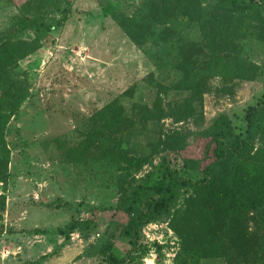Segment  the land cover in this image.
<instances>
[{
    "label": "trees",
    "instance_id": "16d2710c",
    "mask_svg": "<svg viewBox=\"0 0 264 264\" xmlns=\"http://www.w3.org/2000/svg\"><path fill=\"white\" fill-rule=\"evenodd\" d=\"M43 6L60 17L47 19L40 13ZM138 6L128 16L107 10L133 46L175 39L169 24H196L201 38L177 47L173 61L178 79L168 86L157 84L151 105L134 104L127 116L116 97L92 115L83 141L67 156L80 165L113 171L116 201L89 208L84 220H70L60 234L86 237L106 213L103 239L86 256L95 255L104 264H139L144 253L140 230L167 220L178 239V264L219 257L229 264H264V83L261 96L244 108L236 127L225 113L202 127L197 112L203 96L227 95V83L252 81L258 74L255 64L238 55L235 40L254 34L264 44V0H141ZM16 10L10 29L0 35V234L5 231L2 215L10 178L4 132L26 93L13 70L69 15V8L59 9L52 0H25ZM26 33L32 36L29 41L22 40ZM168 91L186 96L168 101ZM162 120H169L170 127L165 129ZM190 123L195 129L187 128ZM148 130L154 134L146 145L132 143L134 134ZM168 153L178 156L183 171L200 178L172 168ZM117 238L129 247L124 257L114 252Z\"/></svg>",
    "mask_w": 264,
    "mask_h": 264
},
{
    "label": "rangeland",
    "instance_id": "374dc122",
    "mask_svg": "<svg viewBox=\"0 0 264 264\" xmlns=\"http://www.w3.org/2000/svg\"><path fill=\"white\" fill-rule=\"evenodd\" d=\"M24 1H0V35L10 29L16 7ZM52 1L59 9L69 8L67 20L13 70L26 93L4 132L10 178L5 185L0 264H104L97 256L86 255L95 253L103 239L106 213L86 237L71 232L64 238L60 233L70 220H84L89 208L115 204L111 184L114 173L100 165L71 162L67 151L83 141L92 115L114 98L118 97L127 116H132L134 104L151 105L157 84L168 86L178 79L173 61L177 47L198 43L201 38L196 24H169L167 28L178 37L167 38L163 46L148 42L135 47L112 22L107 10L111 7L128 16L141 0ZM40 13L47 19L60 17L49 6H43ZM21 36L25 41L32 38L28 33ZM235 43L238 55L255 64L258 74L252 81L227 83L231 87L227 95L203 96L202 105L197 107L202 127L220 113L238 126L244 108L262 94L264 44L254 34ZM184 96L185 92H167L168 101ZM161 123L165 129L170 127L169 120ZM194 126L190 123L187 128L193 130ZM153 134L151 130L134 134L131 141L143 147ZM167 159L181 175L200 178L183 171L176 154L168 153ZM1 188L0 184V193ZM166 221L147 224L140 230L144 253L139 264H178V239ZM114 246L120 257L129 250L120 238ZM198 264L229 263L219 257Z\"/></svg>",
    "mask_w": 264,
    "mask_h": 264
}]
</instances>
